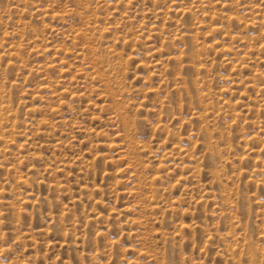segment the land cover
Segmentation results:
<instances>
[{
  "label": "rangeland",
  "instance_id": "obj_1",
  "mask_svg": "<svg viewBox=\"0 0 264 264\" xmlns=\"http://www.w3.org/2000/svg\"><path fill=\"white\" fill-rule=\"evenodd\" d=\"M0 264H264V0H0Z\"/></svg>",
  "mask_w": 264,
  "mask_h": 264
}]
</instances>
